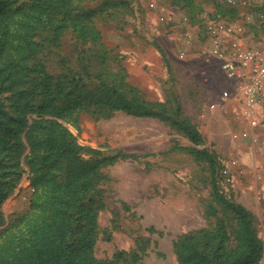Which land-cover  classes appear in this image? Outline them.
I'll return each mask as SVG.
<instances>
[{"label":"rangeland","instance_id":"obj_1","mask_svg":"<svg viewBox=\"0 0 264 264\" xmlns=\"http://www.w3.org/2000/svg\"><path fill=\"white\" fill-rule=\"evenodd\" d=\"M77 2L93 11L92 24L108 53L105 66L89 56L93 43L77 41L68 28L55 40L50 31L43 33L49 69H73L90 85L99 83L95 74L101 70L113 72L123 78L129 97L154 111L139 116L92 106L74 113L70 122L61 120L75 142L87 148L84 158L103 160L95 185L100 192L94 196L96 202L101 195L103 202L95 257L112 260L108 264H180L176 248L187 232L200 244L224 239L227 249L234 247L236 221L213 195L209 163L198 152L207 149L219 190L252 213L263 245L258 264H264V112L250 127L240 103L223 98L234 82L204 52L206 23L217 16L243 25L256 44L264 35L258 16L264 14V0ZM102 77L111 82L105 73ZM181 123L199 132L198 144ZM21 167L22 176L0 205V228L28 205L32 188L28 167ZM116 251L126 254L112 259Z\"/></svg>","mask_w":264,"mask_h":264},{"label":"trees","instance_id":"obj_2","mask_svg":"<svg viewBox=\"0 0 264 264\" xmlns=\"http://www.w3.org/2000/svg\"><path fill=\"white\" fill-rule=\"evenodd\" d=\"M77 1L0 0V205L22 176L21 163L28 167L32 188L26 209L0 228V264L112 262L94 255L98 209L103 206L101 195L94 201L100 192L95 185L103 160L84 158L81 152L87 148L75 142L61 120L70 122L74 113L92 106L139 116L154 111L142 99L129 97L123 78L113 72L101 70L95 74L99 83L90 85L73 69H49L45 30L55 40L69 28L77 41L93 43L87 49L90 57L106 62L93 11L81 9ZM180 126L194 143L201 141L193 126ZM198 152L209 163L213 195L236 221V243L231 249L224 239L200 244L195 234L184 233L176 248L179 263L258 264L263 245L251 211L219 190L213 155L207 149ZM125 254L116 251L112 259Z\"/></svg>","mask_w":264,"mask_h":264},{"label":"built area","instance_id":"obj_3","mask_svg":"<svg viewBox=\"0 0 264 264\" xmlns=\"http://www.w3.org/2000/svg\"><path fill=\"white\" fill-rule=\"evenodd\" d=\"M258 16L264 21L263 13ZM205 30L206 56L217 59L234 82L232 90L223 91V98L240 103L242 115L255 127L264 112V35L254 44L243 25H233L221 16L209 19Z\"/></svg>","mask_w":264,"mask_h":264}]
</instances>
